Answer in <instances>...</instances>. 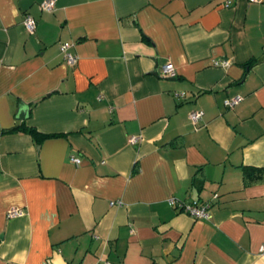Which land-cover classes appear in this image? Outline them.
<instances>
[{
    "label": "crops",
    "instance_id": "1",
    "mask_svg": "<svg viewBox=\"0 0 264 264\" xmlns=\"http://www.w3.org/2000/svg\"><path fill=\"white\" fill-rule=\"evenodd\" d=\"M43 1L0 0V264H264V0Z\"/></svg>",
    "mask_w": 264,
    "mask_h": 264
},
{
    "label": "built area",
    "instance_id": "2",
    "mask_svg": "<svg viewBox=\"0 0 264 264\" xmlns=\"http://www.w3.org/2000/svg\"><path fill=\"white\" fill-rule=\"evenodd\" d=\"M262 0H248V2L252 3H260ZM55 0H45L40 3L39 8L43 12H52L54 10ZM229 6V2L226 4ZM26 32L32 35L35 31L36 23L34 18L30 14H25L22 22ZM71 45L70 44H62L60 45V53L63 56V60L65 61L66 65L74 66L76 64L77 58L70 52ZM216 66H223L226 67L228 62L225 61H217L214 63ZM158 75L160 77L166 78H175L176 71L171 63L166 62L162 65L158 70ZM241 97L236 96L234 98L228 99L224 102L226 108H233L241 101ZM203 113L201 111H194L189 114V120L193 126H197V123L202 119ZM138 137H131L128 141L130 144H135L138 141ZM69 161L74 164L75 166H79L81 164V160L75 156H70ZM171 205L175 206V202L172 200L170 201ZM178 210L187 213L190 217L194 219H207L208 218V206L205 204H200L197 202H193L190 204H177L176 207ZM22 214L20 209H11L8 212V217L14 218L18 217Z\"/></svg>",
    "mask_w": 264,
    "mask_h": 264
},
{
    "label": "trees",
    "instance_id": "3",
    "mask_svg": "<svg viewBox=\"0 0 264 264\" xmlns=\"http://www.w3.org/2000/svg\"><path fill=\"white\" fill-rule=\"evenodd\" d=\"M49 13H51V12H49ZM24 18V17H23ZM23 22V21H22ZM36 23V22H35ZM36 28V27H35ZM34 34V33H33ZM145 38V37H144ZM258 62L256 61V60H251L250 62H248L246 65H245V67H248V68H252L253 66H255L256 64H257ZM20 128V130L19 131H22V132H24V133H27L28 135H30L36 142H40V141H42V140H44V139H48V138H50V137H52V136H54V135H48V134H43V133H40V132H38L36 129H34V128H28V127H25V126H21V127H18V128H16V129H19ZM15 129V130H16ZM12 130H14V129H12ZM11 130V131H12ZM243 172H244V179H247V176H248V172H249V170L247 169V168H245L244 170H243Z\"/></svg>",
    "mask_w": 264,
    "mask_h": 264
},
{
    "label": "water",
    "instance_id": "4",
    "mask_svg": "<svg viewBox=\"0 0 264 264\" xmlns=\"http://www.w3.org/2000/svg\"><path fill=\"white\" fill-rule=\"evenodd\" d=\"M25 117V112L23 110H18V118L19 119H24Z\"/></svg>",
    "mask_w": 264,
    "mask_h": 264
}]
</instances>
